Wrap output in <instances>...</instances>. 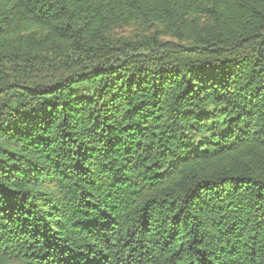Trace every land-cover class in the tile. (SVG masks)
I'll return each instance as SVG.
<instances>
[{
	"label": "trees",
	"instance_id": "16d2710c",
	"mask_svg": "<svg viewBox=\"0 0 264 264\" xmlns=\"http://www.w3.org/2000/svg\"><path fill=\"white\" fill-rule=\"evenodd\" d=\"M0 264H264V0H0Z\"/></svg>",
	"mask_w": 264,
	"mask_h": 264
}]
</instances>
